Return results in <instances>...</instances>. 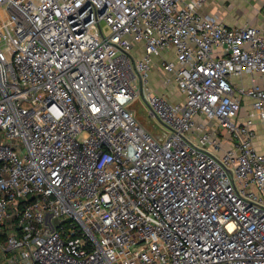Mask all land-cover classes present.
Segmentation results:
<instances>
[{"label": "built area", "instance_id": "built-area-1", "mask_svg": "<svg viewBox=\"0 0 264 264\" xmlns=\"http://www.w3.org/2000/svg\"><path fill=\"white\" fill-rule=\"evenodd\" d=\"M200 5L0 0L1 264H264V26Z\"/></svg>", "mask_w": 264, "mask_h": 264}, {"label": "crops", "instance_id": "crops-1", "mask_svg": "<svg viewBox=\"0 0 264 264\" xmlns=\"http://www.w3.org/2000/svg\"><path fill=\"white\" fill-rule=\"evenodd\" d=\"M200 2L199 10L205 14L217 16L219 20L229 26H239L251 23L257 26H264V20L260 21L258 13L262 11L261 4L264 1L260 0H183ZM257 2H261L258 4ZM173 57V56H171ZM161 56L155 57V70L157 75L165 80L166 76L159 68ZM163 82V80H162ZM172 84V83H171ZM176 88V87H175ZM161 89V88H160ZM177 89V88H176ZM166 96L163 90L158 91ZM177 92L178 89H177ZM167 97V96H166Z\"/></svg>", "mask_w": 264, "mask_h": 264}, {"label": "rangeland", "instance_id": "rangeland-1", "mask_svg": "<svg viewBox=\"0 0 264 264\" xmlns=\"http://www.w3.org/2000/svg\"><path fill=\"white\" fill-rule=\"evenodd\" d=\"M260 1V0H258ZM258 4H261V2H257ZM262 11L258 13V17L260 21L264 20V2L261 4ZM259 74H256V82L261 83V79L258 76ZM244 83L246 86L250 87L252 86V76L251 74H245L243 76ZM163 80V82H162ZM234 80L239 84V86H242V82L240 77H235ZM150 82H151V88L155 91L163 90L167 96V99L169 101H176V100H182L184 99V95H181L180 92H177V86L175 82H171L168 85L165 84V80L161 78L159 75H157V71L155 68H153V71L150 75ZM140 85V82H139ZM177 89H176V88ZM161 88V89H160ZM179 91V90H178ZM129 109L134 112L136 115L138 121L143 124L151 133L155 134L156 137L163 136L165 134L164 124L158 117H152L149 113V106L145 99L143 98V95L140 94L138 97H136L135 100L130 102ZM225 131V129L223 130ZM3 255V251L0 248V257ZM1 264V262H0Z\"/></svg>", "mask_w": 264, "mask_h": 264}]
</instances>
